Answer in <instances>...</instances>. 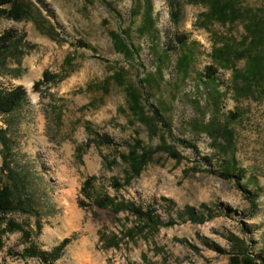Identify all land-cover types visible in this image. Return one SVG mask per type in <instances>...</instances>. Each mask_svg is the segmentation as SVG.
<instances>
[{"label": "rangeland", "instance_id": "obj_1", "mask_svg": "<svg viewBox=\"0 0 264 264\" xmlns=\"http://www.w3.org/2000/svg\"><path fill=\"white\" fill-rule=\"evenodd\" d=\"M42 1L63 42L37 33L31 22L0 14V35L13 33L0 55V88L22 85L27 92L17 110L0 115L10 152L5 157L0 142V181L13 189L15 200L30 196L31 206L6 214L4 222L21 225L28 235L18 229L1 234L0 264H42L38 257H24V249L35 244L50 250L65 237L71 241L52 264H249L236 251L242 239L255 261L264 263V0H236L241 16L225 24L205 17L204 0H178L177 20L171 0H150L157 34L143 28L146 0ZM117 29L129 31L128 43L136 48L132 58L115 49L110 31ZM248 29L258 31L254 43ZM178 36L186 37V47ZM223 45L229 63L212 56ZM185 51L193 60L184 75L177 63ZM254 56L261 58L262 71L249 79L251 91L238 93L235 74ZM209 65L217 69L215 81L208 78ZM119 68L127 70L129 84L140 87L157 131L128 108L123 87L111 79ZM45 70L64 74L41 86L49 94L32 88ZM212 119L230 135L206 129ZM86 124L108 134L113 144L86 146ZM135 138L148 148L165 143L180 157L155 151L124 184L126 165L119 155ZM104 157L115 162L107 164ZM229 158L235 173L226 178L221 171ZM89 176L96 177L93 197L132 201L174 223L140 230L141 220L128 211L98 208L81 192ZM113 178L124 184L119 190ZM253 192L256 207L247 199ZM204 204L202 223L177 216L186 206L200 210ZM128 230L132 234L124 236ZM115 234L118 247L105 248Z\"/></svg>", "mask_w": 264, "mask_h": 264}, {"label": "trees", "instance_id": "obj_2", "mask_svg": "<svg viewBox=\"0 0 264 264\" xmlns=\"http://www.w3.org/2000/svg\"><path fill=\"white\" fill-rule=\"evenodd\" d=\"M235 1L236 0H204V3L207 7V10L204 12V15L206 18H213L215 21L220 22L222 24H225L228 21H235L241 14L238 13L236 7H235ZM39 4V5H38ZM40 5H44V2L42 0H0V14L8 17L9 19H12L14 21H28L31 22L34 29L37 31V33L47 36L53 40H56L58 42H63L64 39L60 37L57 25L54 23L50 17L46 14H44L42 7ZM145 12H144V24L143 28L148 27L149 30L152 31V33L157 34V29L155 27V19L153 17L152 13V3L150 0H146L145 4ZM142 7V4H138V8L140 9ZM171 8L173 9V15L175 19L177 20L180 15V9H179V1L178 0H171ZM139 14V13H137ZM262 24L263 22H260L258 25ZM249 33L253 35V43L258 37L256 33L258 31L256 29H248ZM143 33V31H140ZM111 38L114 42L115 49L118 52H122L127 57L132 58L133 54L135 53L136 48L133 46L132 43H128V39L130 40V33L128 30H111L110 31ZM13 38L12 30L5 31L2 35H0V55L4 51L3 48L6 47V44L10 43V41ZM178 39L180 43L183 45V47H186V37L185 36H178ZM135 48V49H134ZM186 50V49H185ZM136 54V53H135ZM134 54V55H135ZM163 56L167 58L166 53H161ZM160 54V55H161ZM212 56L215 58H219L222 61L225 59L230 62V51L227 48V46H219L215 47L212 50ZM259 56H254L251 58L249 62V66L244 70L242 73L235 74L234 82H233V88L238 93H245L247 91H251L252 85L249 81L251 77H255L262 71L261 67V61ZM193 60V57L190 56L189 52H182L180 59L178 60V69L185 75L188 73L189 70V63ZM70 61V57L65 58V63H68ZM217 72V69L213 65H209L207 67V75L208 78L215 81V73ZM127 70L124 68H119L116 72L112 74L111 79L114 80L115 83H117L119 86L123 87L125 94H126V102L128 105V108L131 110V112L134 114L137 119L143 124H148L152 131H157V125L155 124V118L156 116H148L146 114L145 105L143 104V99L141 95L140 87L135 86L133 83L129 84L130 82L127 81ZM64 77V74L51 72L50 70L43 71L41 78L35 81L32 85L33 90L48 93L46 90H42L41 86H46L51 83H56L62 80ZM149 83V89L153 90L152 83H150V80H147ZM242 81V82H241ZM129 82V83H128ZM49 94V93H48ZM27 92L25 88L22 85H17L11 89H5L0 88V115H8L15 110H17L22 103L26 100ZM60 113V111H59ZM156 115H158L161 119L163 117L156 112ZM206 129H211L215 131L217 134L221 135H230L231 131L227 128L225 125H221L217 122H214V120H211V123L206 126ZM85 130L89 133V136L91 138L86 143V146H89L91 143H93L95 146H100L103 144H113V139L106 133L99 134L95 132L90 124L85 125ZM218 135V136H219ZM217 136V137H218ZM0 142L3 145V150L5 151L4 155L7 157V155L10 154L9 152V138L7 136L6 130L0 127ZM194 147V146H193ZM223 150L225 149L223 144L220 146ZM81 147H77L76 151H81ZM158 150H167L169 151L171 156H174L176 158H179L180 156L177 154L175 150H172L169 146H167L165 143L162 145L156 146L155 148H148L145 147L141 140L138 138H135L134 144H131L128 146L127 151L125 153H122L119 155V158L123 161V163L126 165V169L124 171L125 178H124V184H128L131 180V177L138 176L142 169L152 161L153 154L155 151ZM104 160H107L106 157L103 158ZM115 162V160L108 161L107 164L112 165ZM222 165V173L223 176L232 177L234 176L235 164L234 160L232 158H229L223 162ZM4 168L9 170V173L11 176H15L13 172L9 169L8 163L5 162L3 164ZM239 178V175L235 176ZM95 176H89L87 177L81 187V192L86 198H90L93 201V204L101 209H108L112 211L113 213H118L120 211H128L129 213L135 215L137 218H139L142 223L140 225V230H142L145 227H152L154 226V229L157 230L159 226H169L174 223V219L170 218L168 222H163L157 215L154 214V210L147 208L144 209L143 206L137 205L132 201H125L121 200L118 201L113 196H110L109 194H102L98 195L96 197L92 196V185L95 181ZM1 180V179H0ZM3 182L0 181V226H2L3 223H5L4 227L0 228V249L2 247V241H1V234L6 232H13L18 230H21L23 232V236L27 237L28 233L24 228L9 220L7 222L5 221L6 214L19 209L24 208V211H29L31 208L29 201L30 196L26 198H18V200H15V194L13 189L8 184H2ZM124 184H122L117 178H113V181L111 185L114 187L115 190H119ZM246 192V190H244ZM256 195L257 192H253L252 195H248L247 199L250 201V203L256 207ZM81 205H84L82 202H80ZM207 205H202L201 209L198 210L194 206H186L182 211H179L177 213L178 218L183 220L185 217L190 219L191 221L195 223H202L206 220L205 214L203 209L206 208ZM210 217V216H209ZM37 234L40 231V224L37 222ZM131 230H128V234H123L124 236H130ZM101 240H104L105 234H101L99 236ZM71 237H65L63 238L59 244L53 246L50 250H39L35 244H30L28 247L24 249L22 252V255L24 257L26 256H35L38 257L42 264H52L57 259H59L64 251V248L68 243H70ZM104 242V241H103ZM105 248L110 247H118V236L112 235L108 241L106 240ZM237 253L242 254L245 256V258L249 261V264H264L255 261L254 257L249 254V246L243 242V239L240 241V245L237 246Z\"/></svg>", "mask_w": 264, "mask_h": 264}]
</instances>
